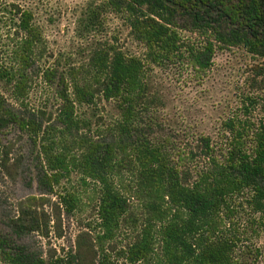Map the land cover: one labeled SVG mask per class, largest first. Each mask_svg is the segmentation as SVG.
Here are the masks:
<instances>
[{
    "label": "trees",
    "instance_id": "trees-1",
    "mask_svg": "<svg viewBox=\"0 0 264 264\" xmlns=\"http://www.w3.org/2000/svg\"><path fill=\"white\" fill-rule=\"evenodd\" d=\"M105 8L125 15L143 55L107 43L94 46L85 61L66 70L46 68L43 78L57 87L61 102L55 113L39 115L29 108L28 96L41 31L30 10L12 3L4 7L5 17L14 15V25L0 19L12 42L0 52V82L11 93L10 100L0 92V129L16 123L42 141L46 171L40 182L43 193L55 198L30 197L15 229L62 238V212L76 210L82 193L55 188L73 174L86 189L93 183L98 221L60 254L55 248L34 253L0 233V259L5 264H247L249 248L239 250L236 236L223 227L235 212L230 199L247 190L254 211L264 216V125L254 133L248 153L245 128L234 118L227 120L232 145L221 160L205 135L200 151L175 156L169 139L155 130L158 121L142 118L161 111L165 100L155 87L153 67L183 61L205 73L213 65L216 43L243 46L264 58V0H105L91 8L87 27H96L98 9ZM180 29L198 33L204 45H187ZM258 76L264 89V70ZM100 102L110 105V115L97 116ZM83 107L91 114H81ZM8 156L0 143V174ZM198 157L208 161L194 166ZM124 224L132 227V240L114 259V241Z\"/></svg>",
    "mask_w": 264,
    "mask_h": 264
},
{
    "label": "rangeland",
    "instance_id": "rangeland-1",
    "mask_svg": "<svg viewBox=\"0 0 264 264\" xmlns=\"http://www.w3.org/2000/svg\"><path fill=\"white\" fill-rule=\"evenodd\" d=\"M104 1L0 0V19L7 21V25H14L11 21L14 15L9 13L5 17L4 7L18 4L34 14L33 22L41 31V44L35 56L34 77L28 96L32 111L39 115L42 111L55 113L60 106L57 87L43 78L42 71L46 68L58 65L65 69L70 64L83 62L94 46L107 43L127 54L143 55V46L132 34L125 15L107 8L98 9L101 14L96 27H87L91 8L99 7ZM7 29L0 22V52L8 50V44L12 43L11 37L6 35ZM180 33L187 45H204L205 38L198 33L188 29H180ZM261 70H264V58L251 54L243 46L220 47L217 43L213 65L205 73L196 72L183 61L153 67L155 87L163 93L165 100L163 109L144 116L143 122L149 123L152 117L158 121L155 130L162 138L169 139V147L175 156L179 151H200L201 136L205 135L211 138L214 153L223 160L232 145L233 136L226 129L225 122L234 118L239 127L245 128L244 147L252 153L254 133L264 125V89L259 85L261 77L258 76ZM0 92L11 100L10 90L3 82H0ZM79 112L91 114L92 109L83 107ZM96 113L98 117H105L112 110L110 105L100 102ZM83 132L90 136L95 134L94 129L91 132L83 129ZM0 143L9 154L8 165L0 174V233L37 254H46L54 248L59 254L63 253V248L67 252L75 244L77 234L86 230L89 223L95 226L98 221L93 183L86 189L80 176L73 174L55 188L56 192L74 190L82 193V202L76 210L62 212V238L54 232L49 237L18 233L14 221L30 197L44 195L53 200L55 198L51 193H43L45 187L40 182L46 171L42 141L14 123L0 129ZM206 161L198 157L194 166H203ZM250 196L247 190L230 199L235 212L226 218L227 224L223 229L236 236L239 250L249 248L252 256L249 254L245 259L247 264H264V216L254 211L248 201ZM46 211L51 213V207L47 205ZM132 235V227L124 224L114 241L117 248L111 252L114 259L119 257V250L131 242ZM238 254L241 257V251ZM0 264L5 263L0 259Z\"/></svg>",
    "mask_w": 264,
    "mask_h": 264
}]
</instances>
